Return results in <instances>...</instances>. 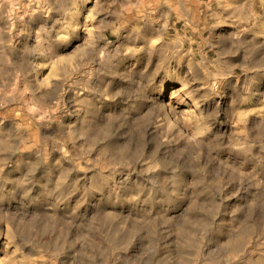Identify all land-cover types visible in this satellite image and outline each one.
Here are the masks:
<instances>
[{
  "label": "clouds",
  "instance_id": "1",
  "mask_svg": "<svg viewBox=\"0 0 264 264\" xmlns=\"http://www.w3.org/2000/svg\"><path fill=\"white\" fill-rule=\"evenodd\" d=\"M0 264H264V0H0Z\"/></svg>",
  "mask_w": 264,
  "mask_h": 264
},
{
  "label": "rangeland",
  "instance_id": "2",
  "mask_svg": "<svg viewBox=\"0 0 264 264\" xmlns=\"http://www.w3.org/2000/svg\"><path fill=\"white\" fill-rule=\"evenodd\" d=\"M257 3H258V0H257ZM199 11L200 10H198V9H194V12H197L198 13ZM199 18L200 19H203V16H200ZM173 23H175V28L173 30L169 31V37L175 36L176 32H179L181 35H183L184 32L186 31V29L183 26V23L182 22L176 23L175 22V19L173 20ZM187 31L189 32V35L191 36L192 40L195 42L193 44V48L197 51V54L199 55V45H200V41H199L198 37H196L195 35H193L191 33L190 30H187ZM206 54L208 55L209 59L214 58V53L213 52L207 51ZM172 87H174V85H172V84H167L166 85V89H170ZM167 94H168L167 91H165V93H164L165 98L167 97Z\"/></svg>",
  "mask_w": 264,
  "mask_h": 264
}]
</instances>
